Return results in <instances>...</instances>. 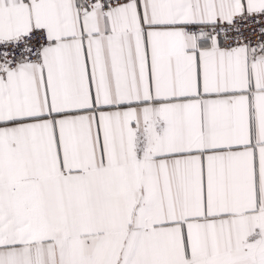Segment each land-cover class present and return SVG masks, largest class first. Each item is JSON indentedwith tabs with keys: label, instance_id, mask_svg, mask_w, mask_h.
Returning a JSON list of instances; mask_svg holds the SVG:
<instances>
[{
	"label": "snow or ice",
	"instance_id": "obj_1",
	"mask_svg": "<svg viewBox=\"0 0 264 264\" xmlns=\"http://www.w3.org/2000/svg\"><path fill=\"white\" fill-rule=\"evenodd\" d=\"M0 264H264V0H0Z\"/></svg>",
	"mask_w": 264,
	"mask_h": 264
}]
</instances>
